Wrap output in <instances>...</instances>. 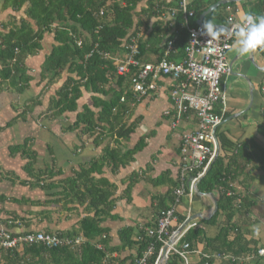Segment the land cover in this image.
Segmentation results:
<instances>
[{"label": "crops", "instance_id": "crops-1", "mask_svg": "<svg viewBox=\"0 0 264 264\" xmlns=\"http://www.w3.org/2000/svg\"><path fill=\"white\" fill-rule=\"evenodd\" d=\"M146 1L139 3L137 12L146 7ZM159 1L170 3L173 0ZM229 3L234 5L226 9L228 18L233 16L236 23L243 22L246 15L264 16V0H236ZM212 12L205 15L204 22L211 21L214 25L228 26L230 29L228 18L220 21ZM12 13L0 7V23L11 19ZM19 14L16 15L18 20L25 17ZM162 19L164 22L170 21L169 13H163ZM157 20L153 17L150 25ZM170 27L169 33L175 30L173 23ZM141 32L145 39L150 29L146 33L141 29ZM236 39L235 35L227 55L230 69L223 77L226 112L222 123L213 129H216L217 157L227 153L222 149L220 136L235 145L242 144L241 152L237 153L240 155V171L236 168L237 174L234 173L230 181L234 189L232 197L236 212L229 223L231 228L225 234L222 231L226 226L225 215L220 212L212 219L217 211L214 210V202H218L217 192L196 191L191 202L187 197H182L176 206L179 217L182 219L189 214L192 219L202 222L203 228L199 229L206 236V241L191 246L189 264H264V258L257 253L259 248H264V47L248 56H240L236 51ZM56 44L53 34L46 33L42 50L25 59L28 73L33 79L23 92L6 84L0 87V230L14 234L36 231L66 234L79 231V222L87 215H93L94 211L87 207L88 201L82 204L68 201V179L74 178L93 161L100 160L106 145L110 144L111 148L119 146L125 153L142 140L145 145L127 165L115 167L105 164L100 172L90 176L94 184L112 191L114 205L110 215L103 216L100 227L105 229L108 246H120L123 243L120 233L124 229L131 228L135 235L143 228L156 225L158 199L171 189L166 180L176 182L178 179L179 130L188 124L194 127L195 122L191 120L190 123L183 122L178 128L171 127V120L163 116V111L172 108L168 95L172 81L160 78L155 91L139 98L135 95L136 103L132 105L126 123L130 125L134 122L136 125L127 139L119 140L120 145L117 146L114 138L106 136L107 133L101 129L86 133L82 126L73 128L77 114L84 106L95 112L99 108L94 107L93 93L82 88L76 111L67 110L55 115L49 110L57 89L71 75L64 71L49 86L46 85L47 81H41L45 58ZM164 44L165 40L158 46V51H147L142 56L143 60L156 62L162 58L166 50ZM173 55L175 60L183 57L178 56L176 51ZM23 145H26L25 150H18ZM26 150L32 156H28ZM38 174L41 181L36 183L33 175ZM48 182L53 185L47 188L45 184ZM84 187L80 186V189L83 191ZM243 198H247V209L239 210L237 204ZM166 202L169 203V200ZM135 253L136 247L124 248L114 252L112 257L129 264ZM177 263L184 264L180 258Z\"/></svg>", "mask_w": 264, "mask_h": 264}, {"label": "trees", "instance_id": "trees-1", "mask_svg": "<svg viewBox=\"0 0 264 264\" xmlns=\"http://www.w3.org/2000/svg\"><path fill=\"white\" fill-rule=\"evenodd\" d=\"M142 1L0 0L1 10L13 12L10 15L11 19L0 23V87L6 84L18 92H23L27 88L33 78L28 73L25 59L41 51L44 35L51 33L57 44L45 58L41 70V81H47L46 85L49 86L56 82L64 71L71 75L57 89L54 98L50 101L49 110L55 115L67 110L76 111L77 100L82 96L81 90L84 88L93 93L94 107H98L99 110L95 112L88 106H84L83 110L77 114L73 128L82 126L86 133L101 129L107 133L106 136L114 138L117 146L120 145L119 140L127 139L136 125L134 122L130 125L126 123L132 112V103H136V96L130 89L132 74L117 76L114 62L106 58L104 54L122 53L123 42L130 34H137L141 29L146 33L150 29L147 38L143 39L142 36L140 39L141 56L149 50L158 51V46L164 40V46L168 41L174 40L175 51L182 57L188 41L186 26H196L202 13L220 0H187V12H193V16L188 17L187 22H185L181 0H173L170 3L147 0L146 7L137 12V7ZM232 5L234 4L228 3L220 6L212 14L216 15L218 20L225 21L228 18L226 9ZM173 9L176 10L174 17L164 22L162 14H170ZM101 10L104 11L103 15H100ZM21 11L25 17H20L18 20L16 15ZM153 17L158 20L150 25ZM171 23L176 31L169 33ZM15 49H18L17 53ZM14 58H16L15 61H13ZM174 58L175 55L172 54L170 59L174 60ZM123 96H125V102H121ZM39 103L40 101L37 100V104ZM219 140L222 149L227 153L217 157L211 169L198 183V188L200 192L218 193V209L212 219L220 212L225 215L226 226L222 231L226 234L227 229L231 228L230 220L236 212L234 197H229L227 190L232 189L229 183L237 174L236 168L240 171V155L238 154L242 150V144L235 145L221 136ZM144 145V142L140 140L135 148L123 153L119 146L111 148L108 144L100 160L93 161L74 178L68 179L67 190L64 188L63 191L66 190L68 201L80 204L88 201L87 207L94 211V214L87 215L79 222V231L57 234L67 237L82 236L86 240L81 246L73 248L65 245L46 249L36 245H26L22 250L14 249L6 254L1 251L0 264H125V260L113 258V253L124 248L136 247L133 261L144 253L151 242L154 243L155 248L147 264H156L163 244L157 238L150 237L146 228L135 235L131 228L124 229L120 233L123 243L116 247L108 246V238H103L105 229L100 227V223L103 216H109L113 208L112 191L108 192L100 188L90 177L92 173L100 172L105 164H113L115 167L127 165L133 160V155ZM25 146L18 147V150L24 151ZM27 153L28 156H32L29 152ZM225 160L228 162L226 163ZM39 175H33L36 180L34 182L41 181ZM134 176L131 178L136 180ZM166 181L171 189L158 199V216L175 201L174 189L178 186V180ZM52 185V182L45 184L47 188ZM83 185L85 187L82 191L80 186ZM166 200H169V203ZM237 205L239 210H246L247 198H243ZM185 240L194 246L196 243L206 241V236L203 230L198 228L189 231ZM98 245H101V248H98ZM178 260V255L170 254L167 264H178ZM132 261L129 264H132Z\"/></svg>", "mask_w": 264, "mask_h": 264}, {"label": "built area", "instance_id": "built-area-1", "mask_svg": "<svg viewBox=\"0 0 264 264\" xmlns=\"http://www.w3.org/2000/svg\"><path fill=\"white\" fill-rule=\"evenodd\" d=\"M181 5L187 22L188 17L193 16V12H187V0H181ZM103 14L104 11L101 10L100 15ZM175 14V9L170 11V18ZM228 20L231 23L230 29L218 31L219 35L215 36L206 33L203 26L187 25L188 41L185 54L180 60L170 59L175 52L174 40H170L162 58L156 62H145L139 47L143 36L141 31L130 34L124 40L122 53L104 54L114 62L117 76L132 74L130 89L138 98L155 91L159 87L160 78L171 79L168 95L172 108L164 110L163 116L169 117L173 129L178 128L183 122L190 123L191 120L195 122L194 127L185 125L178 133L180 150L178 186L174 189L175 201L172 206L161 211L155 227L146 228L147 234L157 238L163 246L170 243L168 257L170 254L178 255L184 264H189L188 253L191 249L185 236L193 229L203 228V224L192 219L189 214L181 219L176 206L182 197H187L189 202L193 200L196 185L217 158V142L213 129L222 123L226 112L223 77L230 69L227 55L235 37L232 28L236 23L234 17L230 15ZM15 52L17 53L18 49H15ZM15 60L16 58L13 59ZM121 102H125V96L121 98ZM190 177L192 179L189 181ZM229 186L233 189L232 183H229ZM232 189L227 190V195L230 197L234 196ZM103 238H106V235ZM85 240L82 236L67 237L47 231L14 234L2 229L0 252L22 249L26 245H36L46 249L65 245L76 248ZM98 248H101V245H98ZM154 248V243L151 242L144 253L132 261V264H147L154 253ZM257 253L264 258V248H259Z\"/></svg>", "mask_w": 264, "mask_h": 264}, {"label": "clouds", "instance_id": "clouds-1", "mask_svg": "<svg viewBox=\"0 0 264 264\" xmlns=\"http://www.w3.org/2000/svg\"><path fill=\"white\" fill-rule=\"evenodd\" d=\"M203 27L206 33L214 36L219 35L211 21H206ZM232 28L237 37L235 41L236 51L240 56H248L258 48L264 47V16L246 15L243 22L234 23ZM256 232L259 234V228L256 229Z\"/></svg>", "mask_w": 264, "mask_h": 264}, {"label": "water", "instance_id": "water-1", "mask_svg": "<svg viewBox=\"0 0 264 264\" xmlns=\"http://www.w3.org/2000/svg\"><path fill=\"white\" fill-rule=\"evenodd\" d=\"M232 1H236V0H220L218 1L217 3H215L214 5L210 6L201 16L200 18L198 19L197 21V25L199 26H203L204 25V21H203V18L205 17L206 14L212 12L214 9H216L217 7H219L220 5H224V4H227L229 2H232ZM215 28L216 30L218 31H228L229 30V27L228 26H222V25H215ZM215 131L216 129L214 130V134H215ZM212 165L209 166L208 170L206 171V174L207 172L211 169ZM192 179V177L189 178V181ZM196 191L201 193L199 190H198V185H196ZM218 208V203L215 201L214 202V210L216 211ZM170 243H168L169 245ZM168 245H165L163 246L162 248V251H161V255L157 261V264H166L167 261H168Z\"/></svg>", "mask_w": 264, "mask_h": 264}, {"label": "rangeland", "instance_id": "rangeland-1", "mask_svg": "<svg viewBox=\"0 0 264 264\" xmlns=\"http://www.w3.org/2000/svg\"><path fill=\"white\" fill-rule=\"evenodd\" d=\"M18 14H19V13H18ZM19 15H21V16H25L24 13H23V11H21V13H20ZM186 202H187V201H186Z\"/></svg>", "mask_w": 264, "mask_h": 264}]
</instances>
